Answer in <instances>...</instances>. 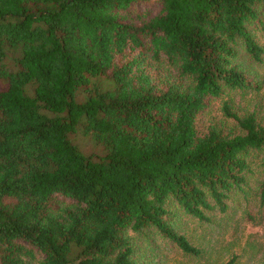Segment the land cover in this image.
Returning <instances> with one entry per match:
<instances>
[{
    "label": "trees",
    "instance_id": "1",
    "mask_svg": "<svg viewBox=\"0 0 264 264\" xmlns=\"http://www.w3.org/2000/svg\"><path fill=\"white\" fill-rule=\"evenodd\" d=\"M262 6L0 0V264H146L155 234L200 256L181 216L226 213L254 155L264 199V126L226 102L237 130L197 128L209 99L262 89L243 62L264 63Z\"/></svg>",
    "mask_w": 264,
    "mask_h": 264
},
{
    "label": "rangeland",
    "instance_id": "2",
    "mask_svg": "<svg viewBox=\"0 0 264 264\" xmlns=\"http://www.w3.org/2000/svg\"><path fill=\"white\" fill-rule=\"evenodd\" d=\"M141 10H159L155 4H139ZM264 18V6L260 8ZM257 41L264 47V33L255 30ZM250 78L259 81L262 89L256 91H226L219 98H211L205 111L199 115L197 128L206 132L210 128L237 130L234 120L224 112V104L240 116H254L264 126V63L243 59ZM6 83L0 80V88ZM75 143L87 154L98 151L92 141L82 135L74 136ZM252 171L248 175L245 193H234L226 213L218 210L209 214L210 222H200L181 216L180 230L202 252L200 256L188 255L176 245L166 242L156 234L150 240H138V260L146 264H227L236 257V264H264V199L261 195L263 173L257 155L252 157ZM42 258L38 257L39 262Z\"/></svg>",
    "mask_w": 264,
    "mask_h": 264
}]
</instances>
